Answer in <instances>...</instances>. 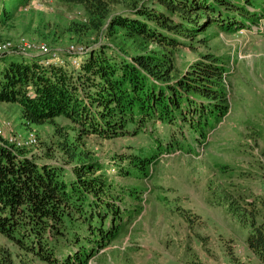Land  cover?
Masks as SVG:
<instances>
[{
  "label": "trees",
  "instance_id": "16d2710c",
  "mask_svg": "<svg viewBox=\"0 0 264 264\" xmlns=\"http://www.w3.org/2000/svg\"><path fill=\"white\" fill-rule=\"evenodd\" d=\"M58 1L85 9L88 21L72 23L77 33L122 34L137 49L128 55L101 42L78 66L67 48L71 65H46L41 54L13 53L21 59L9 62L0 55V102L19 104L28 127L54 125L57 146L44 142L38 154L0 137V264H88L125 234L144 209L129 181L148 179L162 154L207 145L228 115L233 58L214 51L211 39L264 24V0ZM20 4L5 6L1 17ZM142 133L152 137L147 148L106 163L83 148L89 136ZM56 151L70 167L48 161ZM258 202L260 209H245L254 261L239 264H264V196L248 203Z\"/></svg>",
  "mask_w": 264,
  "mask_h": 264
},
{
  "label": "rangeland",
  "instance_id": "374dc122",
  "mask_svg": "<svg viewBox=\"0 0 264 264\" xmlns=\"http://www.w3.org/2000/svg\"><path fill=\"white\" fill-rule=\"evenodd\" d=\"M20 1L21 6L12 16L1 17L5 6L13 8ZM87 21V13L80 5H66L58 0H33L29 4L22 0H2L0 42L10 41L13 47H18V41L24 37L34 46L32 49L40 48L41 43L51 45L63 53L68 65H71L70 58L64 52L72 44L91 48L101 42H112L128 55L137 49V43L125 39L122 34L112 39L103 31L87 29L77 33L73 30L72 23ZM258 27L231 34L220 32L211 39L214 51L229 53L233 58L228 115L215 125L207 145L162 154L148 179L129 181L137 184L144 198V209L128 225L125 234L101 249L88 264H239L254 261L246 246V237L251 233L250 215H246V210L260 209L259 202L254 205L248 202L264 196L262 21ZM150 47L156 48L153 44ZM10 52H0L6 62L21 59V55L13 53L24 54L18 50ZM36 52L33 50L27 55H40ZM187 54L195 55L189 51ZM3 120H9L10 126L22 135L30 131L37 134L38 143L32 145V152H43L44 142H51V150L55 151L57 146L52 144L56 138L54 125L31 124L28 127L21 117L19 104L0 102V126ZM57 120L63 126L68 124L62 118ZM156 128L163 130L162 125ZM151 142L148 133L114 139L89 136L83 148L106 163L134 148H147ZM55 160L71 166L58 151L55 158L48 161ZM111 172L118 174L117 168Z\"/></svg>",
  "mask_w": 264,
  "mask_h": 264
},
{
  "label": "built area",
  "instance_id": "2783aa9c",
  "mask_svg": "<svg viewBox=\"0 0 264 264\" xmlns=\"http://www.w3.org/2000/svg\"><path fill=\"white\" fill-rule=\"evenodd\" d=\"M2 0H0L1 2ZM40 48L32 49V45L29 44L26 38L21 37L17 43V46H12V42H0V52H8L18 50L19 53L31 54L33 50H36L43 55V60L46 65L55 64L61 65L65 62L61 51H58L55 48L50 47L45 43L40 44ZM90 48L81 44H72L69 45L66 49L67 53L71 55V62L78 66L82 62L83 57L87 54ZM3 125L0 126V137L6 139L9 143L15 145L16 147H32L37 142V136L35 132L30 131L28 135H22L19 132L15 131L14 127L10 126L11 122L9 120H3ZM8 126L9 130H5V127Z\"/></svg>",
  "mask_w": 264,
  "mask_h": 264
}]
</instances>
